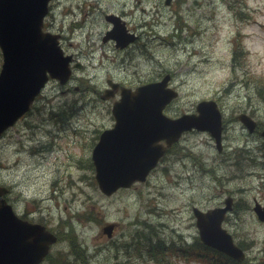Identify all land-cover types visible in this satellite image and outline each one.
Listing matches in <instances>:
<instances>
[{
	"label": "rangeland",
	"instance_id": "rangeland-1",
	"mask_svg": "<svg viewBox=\"0 0 264 264\" xmlns=\"http://www.w3.org/2000/svg\"><path fill=\"white\" fill-rule=\"evenodd\" d=\"M108 13L137 38L123 48L102 41L112 27ZM44 30L61 35L72 76L63 86L51 79L0 139V184L11 187L17 209L58 234L49 264H204L171 251L154 257L151 245L198 239L192 206H221L227 196L234 204L222 226L244 248V264H264V222L253 211L254 200L264 203V137L237 119L243 111L258 123L264 117V0H52ZM165 72L178 96L164 113L175 117L214 100L222 150L208 131H187L145 181L107 196L90 158L119 98H100L106 81L135 88ZM107 223L116 224L111 237L102 231ZM68 239L85 250L66 253Z\"/></svg>",
	"mask_w": 264,
	"mask_h": 264
},
{
	"label": "water",
	"instance_id": "water-1",
	"mask_svg": "<svg viewBox=\"0 0 264 264\" xmlns=\"http://www.w3.org/2000/svg\"><path fill=\"white\" fill-rule=\"evenodd\" d=\"M48 2L0 0V48L3 54L0 70V134L28 109L36 92L48 79L47 73L59 79L60 83L66 82L70 75L68 64L71 56L63 55L55 35L41 29ZM108 18L115 27L104 39L111 36L119 45H124L132 36L114 33L119 28L118 18ZM169 78L170 75L166 74L160 81L146 83L135 90L121 87V98L112 107L115 124L101 134L92 154L96 179L104 193L111 194L118 187L143 180L165 151L166 147L158 143L160 139H165L170 145L183 131L195 127L210 131L220 147L222 119L213 100L200 101L196 106L197 113H185L176 118L163 113L164 106L177 95L175 90L166 86ZM113 87L116 89L117 85ZM111 93L106 91L102 97H108ZM240 119L253 131L256 123L251 117L243 114ZM261 134L264 136V128ZM229 209L230 197L226 198L223 207L207 211L194 207L193 213L200 238L205 244L242 259L243 250L221 226ZM8 210L9 206L2 201L0 214L8 215ZM254 210L264 221V206L256 203ZM112 228L113 224H107L103 230L110 235ZM23 240L25 254H12L14 247L17 251L23 249ZM54 240L55 237L44 231L43 227L24 225L20 229L14 226L12 233H0V264H36Z\"/></svg>",
	"mask_w": 264,
	"mask_h": 264
},
{
	"label": "trees",
	"instance_id": "trees-1",
	"mask_svg": "<svg viewBox=\"0 0 264 264\" xmlns=\"http://www.w3.org/2000/svg\"><path fill=\"white\" fill-rule=\"evenodd\" d=\"M262 89V88H261ZM73 250L75 252L81 251L80 245L75 240H72ZM172 250V252L177 256L180 255L183 258H187L189 260L193 259H205L209 262V264H235L233 260L229 257L225 256L222 253H219L207 246H204L197 238L189 243L182 245H172L164 246L160 241H154L151 245V255L156 257L157 255H165L166 251ZM166 257V256H165ZM165 262V258H163Z\"/></svg>",
	"mask_w": 264,
	"mask_h": 264
},
{
	"label": "bare ground",
	"instance_id": "bare-ground-1",
	"mask_svg": "<svg viewBox=\"0 0 264 264\" xmlns=\"http://www.w3.org/2000/svg\"><path fill=\"white\" fill-rule=\"evenodd\" d=\"M240 13L242 14V13H244V12H242V11H240ZM129 14V13H128ZM239 15V14H238ZM240 16V15H239ZM113 60L112 61H114V62H118V63H122V61L121 60H119V59H114V58H112ZM40 91H37L36 92V94H38ZM37 100H38V98L36 99V102H37ZM32 107H34V106H32ZM32 107H28V109H30V108H32ZM41 153H38V154H35V155H40ZM38 200H37V202H39V203H42L43 202V200L45 199L44 197H38L37 198ZM40 207V206H39ZM41 208V207H40ZM84 264H85V261L83 262Z\"/></svg>",
	"mask_w": 264,
	"mask_h": 264
},
{
	"label": "flooded vegetation",
	"instance_id": "flooded-vegetation-1",
	"mask_svg": "<svg viewBox=\"0 0 264 264\" xmlns=\"http://www.w3.org/2000/svg\"><path fill=\"white\" fill-rule=\"evenodd\" d=\"M9 193H10V189H8L7 194L5 195V197H6L7 201L11 203V200H10V198H9ZM11 204H12V203H11ZM12 206H14V205L12 204ZM21 217L26 218V219H31V218H29V217H28L27 215H25V214H21ZM33 220H34V219H33Z\"/></svg>",
	"mask_w": 264,
	"mask_h": 264
}]
</instances>
